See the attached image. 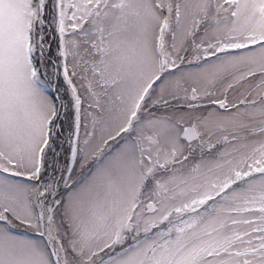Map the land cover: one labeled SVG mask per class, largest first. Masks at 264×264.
<instances>
[{
  "label": "snow or ice",
  "instance_id": "snow-or-ice-1",
  "mask_svg": "<svg viewBox=\"0 0 264 264\" xmlns=\"http://www.w3.org/2000/svg\"><path fill=\"white\" fill-rule=\"evenodd\" d=\"M0 264H264V0H0Z\"/></svg>",
  "mask_w": 264,
  "mask_h": 264
}]
</instances>
